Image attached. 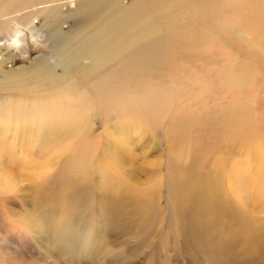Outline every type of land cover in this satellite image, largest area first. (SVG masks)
Instances as JSON below:
<instances>
[{
    "label": "rangeland",
    "instance_id": "374dc122",
    "mask_svg": "<svg viewBox=\"0 0 264 264\" xmlns=\"http://www.w3.org/2000/svg\"><path fill=\"white\" fill-rule=\"evenodd\" d=\"M122 2L129 5L131 14L146 15L133 25L137 33L135 55L138 54L133 72L127 75L130 68L126 69L117 84L105 86L114 90L115 99L105 102L109 106L104 122L96 119L94 127L73 134H63L56 129L59 123H53L43 127L42 134H28L25 139L14 141V134L7 137L0 134V145L23 146L24 151L21 156L14 155L18 160L13 167L7 166L17 179L16 190L13 194L0 195V264H131L147 247L138 248L150 229L146 227L140 234V226L148 214L140 216L139 211L148 209L151 200L168 210L169 215L171 208L172 232L147 264H159V261L208 264L209 250L203 248L206 238L201 244L195 242L193 254L188 259L185 255L187 262L181 263L174 233L183 222L179 219L183 202L181 206L177 197L194 174L205 178L213 171L218 176H214L215 182L224 177L223 165H217L216 159L228 155L231 140L235 142L236 152H242V166H255L253 158L260 150L264 151V0ZM68 8L76 7L67 6L64 10ZM41 19L35 23L39 28L43 26ZM72 23L69 19L63 30L70 31ZM12 28L5 33L7 38L0 35V49L10 48L13 58V62L8 61L2 67L5 70L30 66L38 55L46 58L53 55L50 45L53 40L47 30L36 37L18 21ZM162 32L166 34L165 59L155 57L145 66V56L151 55L148 54L153 44L150 40ZM123 36L127 39L126 34ZM155 43L158 49L159 40ZM229 74L243 75V83L229 80ZM158 80L162 82L156 84ZM137 101L139 104L135 105ZM227 134H240L239 141ZM224 136L223 148L216 153L215 148ZM73 149L92 153L89 158L94 162L91 170L94 193L106 196L105 183L113 184L117 186L115 199L129 202L118 205L119 218L115 219L120 224L108 235L100 234L108 226L107 219L98 210L90 211L83 203V192H68L66 195L73 202L63 206V212L40 198L38 186L43 169L46 172L52 168L47 160ZM243 152L252 158L251 162L242 160ZM226 157L220 156L219 160ZM37 162H43V168ZM162 162L165 187L161 191ZM90 179V176L84 180L80 177L82 184ZM258 188L264 192L263 185ZM248 201L250 204L244 209L249 213L244 216L264 220V200L248 195ZM257 206L262 209L257 210ZM164 218L163 229L167 231L170 216ZM257 230L264 238V222ZM71 232L96 234L92 240L84 239L83 252L74 260L57 247V242L61 243L59 237L66 241ZM50 242L55 248L49 252ZM179 243L184 246L182 238ZM67 252L78 255L71 248ZM151 252L139 259L138 264H145ZM202 252L206 255H201Z\"/></svg>",
    "mask_w": 264,
    "mask_h": 264
},
{
    "label": "bare ground",
    "instance_id": "6f19581e",
    "mask_svg": "<svg viewBox=\"0 0 264 264\" xmlns=\"http://www.w3.org/2000/svg\"><path fill=\"white\" fill-rule=\"evenodd\" d=\"M67 6L76 8L64 10ZM145 15L131 14L129 5L122 0H0V35H7V31L13 29L14 22L18 21L25 24L36 37L47 30L53 40L50 45L54 49L51 57L38 55L30 66H19L12 70L2 68L8 61L13 62L10 48L0 49V75H3L0 77V134L6 137L14 134V141L25 139L28 134H42L41 129L53 123H59L56 129L63 134H73L82 129L86 132L90 126L94 127L96 119L104 122V114L109 106L105 102L115 99L114 90L105 86L108 83L117 84L118 77L125 76L124 70L130 68L127 75L133 72L132 65L138 55H135L137 33L133 25ZM40 17L43 21L42 28L35 25ZM69 19L73 20L71 29L64 31L62 27ZM156 40H159L158 49L155 47ZM165 41V32L150 40L153 44L148 54L151 55L145 56V66L155 57L165 59ZM243 77L229 74V80L238 84L243 83ZM160 82L162 81L158 80L156 84ZM153 89L152 93L155 94L156 87ZM137 104L139 101L135 105ZM228 135L232 139L237 137L239 141L240 134L226 136ZM226 136L219 140L216 153L223 148ZM6 142L9 143V139ZM0 146V195H4L17 188V179L12 175L11 167L18 160L14 155L21 156L24 151L23 146ZM228 147V155H219L216 159V164H222L224 168L222 179L215 182L213 178L217 175L213 171L211 174L207 173L205 178L194 174L189 179L188 186L183 187L177 197L181 206L183 202L179 214V219H183V222L178 232L174 233L181 263H186L191 257L195 242L201 244L206 238L203 248L205 251L209 250L206 256L208 264H264V238L260 230H257L264 220L244 216L249 213L244 209L250 204L248 195L264 200V192L258 188L264 186V151L260 150L253 158L255 166L248 168L247 165L242 166V152H236L233 140L228 143ZM90 156L92 153L86 154L77 149L54 155L47 160L52 168L46 172L43 169L38 189L43 202L51 203L53 207L59 208L53 209L60 212L65 210L63 206L73 202L72 197L66 195L68 192H83V203L90 207L91 212L95 209L104 214V219L108 221V226H104L100 232L103 236L110 234L112 228L120 224L115 219L119 218L118 205H128L129 202H118L115 199L117 186L113 184L105 183L106 196L94 193L95 185L91 176L94 162L90 160ZM220 156L227 157L219 160ZM242 156L244 162H251L252 158L244 152ZM167 157L169 159L168 153ZM37 164L42 167L43 162ZM9 165L11 167L7 169ZM163 165V162L159 165L161 191L165 187L161 171ZM89 176L91 179L82 184L80 177L84 180ZM37 177L39 179L38 175ZM169 178L170 174L166 175V185ZM160 199L161 197L159 202ZM154 203L153 200L149 201L148 209L142 208L139 211L140 216L148 214V218L142 221L140 234H143L146 227L150 229L138 246L147 247L137 252L139 256L131 264H138V260L143 259L149 250L152 251L151 256L145 264L150 259L153 260L154 252H158L159 246L164 244L172 232L170 203V215L168 210L161 209L156 203L154 207ZM256 208L262 209L259 206ZM50 213L54 212L50 210ZM167 215L170 219L167 218L169 223L166 231L163 228L166 225L164 217ZM95 235L91 232H71L66 241L59 237L61 243L57 242V247H60L62 253L68 254L69 259H78L86 245L84 239L92 240ZM181 238L184 240L183 247L179 243ZM49 244L47 251L50 252L55 246L52 242ZM70 248L78 255L68 253ZM200 254L206 255L205 252ZM185 255H188L187 259ZM164 258L166 259L165 256ZM165 262L159 261V264Z\"/></svg>",
    "mask_w": 264,
    "mask_h": 264
}]
</instances>
